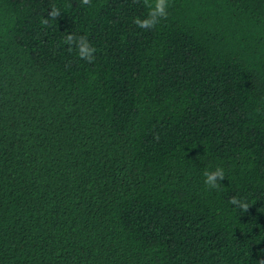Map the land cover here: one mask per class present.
Instances as JSON below:
<instances>
[{
	"label": "trees",
	"instance_id": "16d2710c",
	"mask_svg": "<svg viewBox=\"0 0 264 264\" xmlns=\"http://www.w3.org/2000/svg\"><path fill=\"white\" fill-rule=\"evenodd\" d=\"M168 4L0 0V264L264 261V0Z\"/></svg>",
	"mask_w": 264,
	"mask_h": 264
},
{
	"label": "clouds",
	"instance_id": "9594fccd",
	"mask_svg": "<svg viewBox=\"0 0 264 264\" xmlns=\"http://www.w3.org/2000/svg\"><path fill=\"white\" fill-rule=\"evenodd\" d=\"M81 3L85 6H89L92 3V0H81ZM144 6L148 9L146 18L136 17L133 19V23L142 29H153L160 22L161 19H166L168 12V0H143ZM60 9L56 6H52L50 13H48V18L44 20V23L47 24L49 19L56 20L60 14ZM64 43L69 46L71 51L73 48L76 50L77 56L88 63H92L95 60V53L97 49L89 42L86 36L77 37L74 34H67L64 38ZM205 179L204 183L209 188H218L220 182L225 179L224 169L220 166H217L215 170L205 171L203 173ZM231 204L238 206L243 211L249 209V205L246 202L241 201L237 197L233 196L230 201ZM261 264H264V261H261Z\"/></svg>",
	"mask_w": 264,
	"mask_h": 264
}]
</instances>
